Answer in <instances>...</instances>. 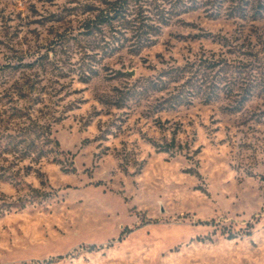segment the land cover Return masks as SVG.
Listing matches in <instances>:
<instances>
[{
    "label": "rangeland",
    "instance_id": "1",
    "mask_svg": "<svg viewBox=\"0 0 264 264\" xmlns=\"http://www.w3.org/2000/svg\"><path fill=\"white\" fill-rule=\"evenodd\" d=\"M0 264H264V0H0Z\"/></svg>",
    "mask_w": 264,
    "mask_h": 264
},
{
    "label": "trees",
    "instance_id": "2",
    "mask_svg": "<svg viewBox=\"0 0 264 264\" xmlns=\"http://www.w3.org/2000/svg\"><path fill=\"white\" fill-rule=\"evenodd\" d=\"M111 10H114V12L116 13V8H111ZM171 145H174V140H172V142L170 143Z\"/></svg>",
    "mask_w": 264,
    "mask_h": 264
}]
</instances>
